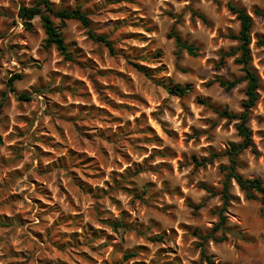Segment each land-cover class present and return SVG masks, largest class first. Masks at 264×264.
Here are the masks:
<instances>
[{"label":"rangeland","instance_id":"1","mask_svg":"<svg viewBox=\"0 0 264 264\" xmlns=\"http://www.w3.org/2000/svg\"><path fill=\"white\" fill-rule=\"evenodd\" d=\"M37 1L0 0V264H200L195 234L218 222L222 204L201 187L218 192L228 161L196 167L193 157L240 142L236 122L214 109L239 113L246 99V83L228 91L215 82L242 76L234 57L221 60L237 46L230 2L254 19L261 84L249 121L257 154L244 151L238 172L264 182V17L254 14L264 0H50L81 6L89 29L112 43L110 51L68 21L60 30L74 61L45 45L39 18L28 30L17 17ZM172 29L197 57L177 55ZM168 83L192 90L178 97ZM231 193L227 240L209 242L208 255L264 264V203L235 183Z\"/></svg>","mask_w":264,"mask_h":264},{"label":"trees","instance_id":"2","mask_svg":"<svg viewBox=\"0 0 264 264\" xmlns=\"http://www.w3.org/2000/svg\"><path fill=\"white\" fill-rule=\"evenodd\" d=\"M228 9L231 14L236 17L239 22V31L237 35H231V39L237 42V46L231 49L230 52L224 53L221 56V60L226 57H234L235 64L240 66L242 76L239 79L224 80L216 79V83L226 90H232L241 83H246L245 95L246 99L242 103V111L239 113H232L228 110L214 109L215 112L229 122H236V130L240 142H232L228 148L222 153L217 154L211 152L209 157H204L198 160L193 157V162L196 167H206L213 164V162L220 157H225L228 161L227 165H221L219 167L220 172L223 174V181L221 188L218 192L207 186L201 188L211 195H218L221 199V206L216 211L218 222L204 235L196 233L195 236L200 241V264H217L208 255L207 244L209 242L223 243L227 240L226 237V213L234 197L231 193L233 184L235 183L239 190L243 193L246 200L256 201L261 199L264 203V182L259 178L248 179L242 176L238 172L239 168V156L246 150L250 149L255 155L257 154L256 148L253 142V133L249 126L250 115L252 110L259 102V91L261 88L260 78L256 71L253 69L252 63V31L254 26V19L250 13L243 7L228 3ZM256 16H263L264 11L259 9L254 10ZM193 15L205 21L204 17L199 13ZM17 17L23 22L26 29L31 30L33 22L36 18L40 19L42 29L45 34V45L48 48H54L59 55H61L66 61H74V54L71 51L70 46L66 43L63 33L60 29L66 27L68 21H76L80 23L84 28L89 29L91 26V20L85 10L81 6L75 7H60L56 8L50 0H39L31 6H22L19 8ZM55 20L59 22L56 25ZM89 37L99 43L105 44L110 51H113L112 43L105 35H96L90 29L88 30ZM168 38L174 39L178 54L182 52L188 53L190 56H198V48L190 43L187 39H183L180 34L173 29L168 34ZM258 45L264 47V38L258 40ZM136 67L142 71L146 76L150 77L149 69L136 64ZM22 76L20 74L14 75L8 82V87L13 88L14 83L20 80ZM165 88L172 95L183 97L189 94L192 87L187 84L184 86L175 84H165ZM13 90V89H11ZM21 100H30L28 94L23 93L19 96ZM191 207L197 211L201 209L200 205ZM134 254L125 256L126 258L134 257ZM219 264V263H218Z\"/></svg>","mask_w":264,"mask_h":264}]
</instances>
